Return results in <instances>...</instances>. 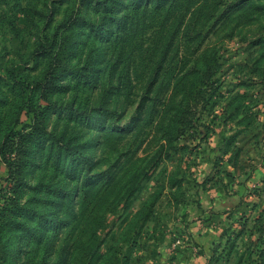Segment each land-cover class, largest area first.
<instances>
[{"label": "rangeland", "instance_id": "obj_1", "mask_svg": "<svg viewBox=\"0 0 264 264\" xmlns=\"http://www.w3.org/2000/svg\"><path fill=\"white\" fill-rule=\"evenodd\" d=\"M8 132L0 264H264V0H0Z\"/></svg>", "mask_w": 264, "mask_h": 264}, {"label": "trees", "instance_id": "obj_2", "mask_svg": "<svg viewBox=\"0 0 264 264\" xmlns=\"http://www.w3.org/2000/svg\"><path fill=\"white\" fill-rule=\"evenodd\" d=\"M82 3H84L85 0H80ZM107 4V1H105V4ZM75 12L73 11L70 15H68L66 17V19L63 21L62 27H65L66 29H71L74 25H77L81 22H79V18L76 15L75 16ZM48 46L44 45L43 49H47ZM61 46L59 47L58 50H56L54 52V57L52 58L53 60L57 59L58 56V51L60 50ZM52 60V62L49 65V69H54L53 65H54V61ZM217 65L213 66L211 64L206 65V67L203 69L202 74H201V78H199L198 80V92H195V95L198 96L199 99H201L203 97V100L205 99V101L207 100V95L210 94L213 91L212 85H213V77L215 76L217 69H216ZM3 80H6V78H3ZM47 85L44 86L43 92L41 94V99L47 100V91L48 89L46 88ZM188 107H185L180 118L177 120L179 126L177 128L178 129H185L188 128L189 126L192 125L193 121H194V115L192 112V108L189 107L190 104H187ZM36 119V122H34L32 125V127L35 129V127L37 126V130L39 131H45V128H42V126L39 124V120H37V116H34ZM33 119V118H32ZM38 122V123H37ZM16 137V133H6L2 139V142L0 143V158L2 159V161L0 162L4 165V167L6 166V170L8 173V176H2V182L5 183H10V175L14 174V164L16 163V161L18 160L19 156H20V151H21V140L15 139ZM70 153H71V148H68ZM4 184V183H3ZM91 254H94V250L91 251Z\"/></svg>", "mask_w": 264, "mask_h": 264}]
</instances>
